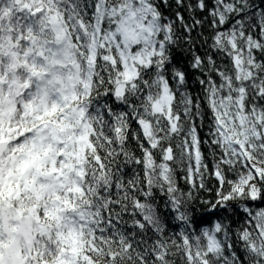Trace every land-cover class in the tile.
<instances>
[{
	"label": "snow or ice",
	"instance_id": "1",
	"mask_svg": "<svg viewBox=\"0 0 264 264\" xmlns=\"http://www.w3.org/2000/svg\"><path fill=\"white\" fill-rule=\"evenodd\" d=\"M0 264H264V0H0Z\"/></svg>",
	"mask_w": 264,
	"mask_h": 264
}]
</instances>
